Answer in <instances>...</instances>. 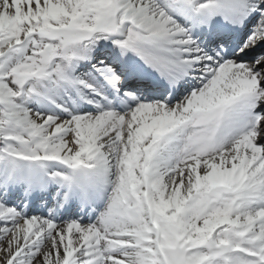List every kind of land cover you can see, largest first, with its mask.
<instances>
[{"label": "snow or ice", "instance_id": "obj_1", "mask_svg": "<svg viewBox=\"0 0 264 264\" xmlns=\"http://www.w3.org/2000/svg\"><path fill=\"white\" fill-rule=\"evenodd\" d=\"M0 264H264V0H0Z\"/></svg>", "mask_w": 264, "mask_h": 264}]
</instances>
